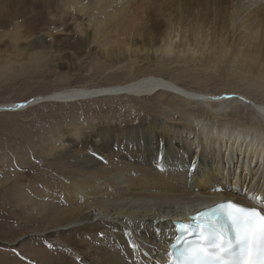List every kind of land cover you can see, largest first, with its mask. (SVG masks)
Returning a JSON list of instances; mask_svg holds the SVG:
<instances>
[{
    "label": "bare ground",
    "instance_id": "bare-ground-1",
    "mask_svg": "<svg viewBox=\"0 0 264 264\" xmlns=\"http://www.w3.org/2000/svg\"><path fill=\"white\" fill-rule=\"evenodd\" d=\"M70 3L82 11L86 8L82 0ZM93 8L96 13L89 15L88 26L94 29V37H103L97 47L101 57L117 56L115 60L132 64L131 57L145 52L143 58L167 65L213 69L243 82L244 91L252 89L264 96V0H100ZM159 91L200 102L202 107L192 113L181 107L187 120L182 125L156 121V126L137 125L130 130L74 128L68 133L71 148L95 157L85 153L86 158L64 160L59 155L54 157L59 161L55 171L41 163L30 165L36 168V183L54 192L33 191V185L29 187L33 192H26L22 184L23 188L16 185L12 192H0V213L10 217L18 210V222L34 224V230L52 233L61 242L53 243L55 248L42 264H163L169 257L167 244L175 237L173 220H185L217 200L264 208V168H259L264 161V105L249 100L242 91L207 94L145 74L122 84L69 87L40 95L43 101L31 97L0 106L12 112L19 103H28L19 108L25 110L41 102L150 96ZM229 102L246 104L249 119L238 114L235 122L219 118ZM207 103H218L223 110L214 112L217 121L201 125ZM186 131L196 136L198 147L201 144L199 155L190 152L189 139L183 136ZM226 134L240 140L241 146L253 143L260 148L255 152L252 145L253 154L245 161L241 152L236 154L240 171L232 177L222 156L219 159L218 145ZM207 143L214 151L209 157L203 153ZM217 157L223 165L216 162ZM179 163L187 166L186 171L177 169ZM191 174L194 183L187 182ZM256 175L262 176L260 185L253 183ZM3 224L1 234L18 232Z\"/></svg>",
    "mask_w": 264,
    "mask_h": 264
},
{
    "label": "rangeland",
    "instance_id": "rangeland-1",
    "mask_svg": "<svg viewBox=\"0 0 264 264\" xmlns=\"http://www.w3.org/2000/svg\"><path fill=\"white\" fill-rule=\"evenodd\" d=\"M70 1L0 0V103L23 102L31 97L69 87L122 84L151 74L163 76L185 89L196 92L222 94L242 91L248 95L249 100L264 105L263 95L252 89L244 91L246 85L243 82L224 77L213 69L193 65H167L157 59L158 62L143 58L145 52L144 56L143 52H137L139 55L136 53L137 56L131 57L132 64L127 63L128 60H115L116 55L107 59L101 57L97 47L103 37H94V29L88 26L89 15L96 13L93 6L100 0H82L86 4L84 11ZM244 1L247 3L253 0ZM181 107L192 113L202 106L200 102L178 98L169 91H159L150 96L136 97L124 94L67 103L41 102L25 110L0 112V192H12L16 185L22 188L25 186L26 192H54L53 189L43 188L36 183V168L30 165L41 163L55 171V165L59 161L54 157L59 155L64 160L73 157L83 159L86 158L85 153L90 154L88 157H95L93 153L71 148L68 133L74 128L130 130L137 125L156 126V121L172 126L187 124L186 118L181 115ZM222 110L218 103H207L200 124L217 121L214 112ZM249 113L246 104L229 102L219 118L235 122L239 119L236 115L238 114L248 120ZM214 133L212 137L215 136ZM184 135L189 139L192 155H199L201 144L198 147L196 136L193 137V134L187 131L183 132ZM78 141L76 140V143ZM231 145L234 149L229 151L228 147ZM252 145L254 147L256 144L252 143L248 147L243 143L241 146L240 140L232 139L227 134L223 137L222 143L218 145L219 159L222 156L230 177L240 171V166L236 168V164H240V158L236 161L237 155L241 152L243 160H248L253 154ZM43 146L47 148L43 149ZM204 148L207 152L203 153L208 157L214 155L213 145L209 149L207 143ZM259 149V145H256L254 151ZM243 150L250 153L245 156ZM219 159L217 157L216 162L222 164ZM177 166H180L178 170L186 171L185 164L179 163ZM259 168H264V161ZM255 180L257 182L253 183L260 185L262 176L256 175ZM187 182H195L192 174L188 175ZM30 185H33V191L29 188ZM17 213L9 214L11 218L0 213V225L6 223L3 225L9 229L18 230L13 234L0 233V264H42L55 248L53 243L61 242L56 241L52 233L45 234L38 228L34 230V224H21L17 221V218H20ZM2 227L5 229V226Z\"/></svg>",
    "mask_w": 264,
    "mask_h": 264
},
{
    "label": "snow or ice",
    "instance_id": "snow-or-ice-1",
    "mask_svg": "<svg viewBox=\"0 0 264 264\" xmlns=\"http://www.w3.org/2000/svg\"><path fill=\"white\" fill-rule=\"evenodd\" d=\"M189 220L179 223V230L196 232L197 239L178 251L169 250L171 259L163 264H264V208L227 200L197 211Z\"/></svg>",
    "mask_w": 264,
    "mask_h": 264
},
{
    "label": "water",
    "instance_id": "water-1",
    "mask_svg": "<svg viewBox=\"0 0 264 264\" xmlns=\"http://www.w3.org/2000/svg\"><path fill=\"white\" fill-rule=\"evenodd\" d=\"M43 100H45V99L39 97V98L37 99L36 102H38V101H43ZM33 101H35V100H33ZM33 101L31 100L30 103H32ZM27 104H28V103H26V104L19 103V104H17V106L15 107V109H16V110H19V108H20L21 106H24V105L27 106ZM18 105H20V106L18 107ZM22 109H23V108H22ZM8 110H10L9 107H6V106H0V112H2V111H8Z\"/></svg>",
    "mask_w": 264,
    "mask_h": 264
}]
</instances>
